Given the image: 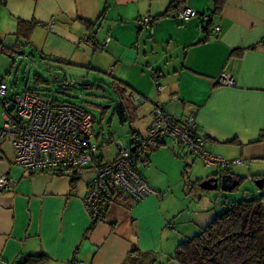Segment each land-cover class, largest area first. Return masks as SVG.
<instances>
[{
  "label": "crops",
  "instance_id": "crops-1",
  "mask_svg": "<svg viewBox=\"0 0 264 264\" xmlns=\"http://www.w3.org/2000/svg\"><path fill=\"white\" fill-rule=\"evenodd\" d=\"M171 1L0 0V42L30 47L45 64L66 69L75 78L65 75V87L78 79L84 81L79 85L114 83L120 98L129 92L142 98L140 106L128 105L130 134L124 147L134 135H144L154 102L161 101L169 115L195 118L210 153L244 163L223 171L168 141L140 167L161 197L133 202L117 192L104 205L103 220L93 225L82 202L91 171L81 170L73 188L68 172H25L14 164L10 146L2 145L0 174L15 186L0 192V264H19L38 254L47 257L46 264H125L134 248L153 264H178L172 258L177 245L196 236L223 211L224 201L232 200L220 190L200 194L193 187L187 194L181 179L185 164H191L192 185L233 174L252 183L249 193L264 188V0H226L218 11L214 0H185L184 6L198 13L185 22L174 13L164 15ZM145 14L158 19L151 29L140 30L137 18ZM201 15L210 19L203 22ZM19 20L27 29L17 33ZM216 26L218 33L212 31ZM205 27L211 34L203 41ZM223 72L234 85L215 83ZM108 107L101 108L100 121ZM98 136L94 131L93 139ZM95 145L104 159L116 156ZM83 174L88 175L84 181ZM254 179L263 180L261 189Z\"/></svg>",
  "mask_w": 264,
  "mask_h": 264
},
{
  "label": "built area",
  "instance_id": "built-area-1",
  "mask_svg": "<svg viewBox=\"0 0 264 264\" xmlns=\"http://www.w3.org/2000/svg\"><path fill=\"white\" fill-rule=\"evenodd\" d=\"M175 16L185 22L197 17L198 13L184 6ZM154 18L150 14L139 16L138 28L151 29ZM209 19V15H201V21ZM50 26L51 23H47L45 27ZM212 31L218 33L220 27L216 26ZM152 76L155 89L160 92L162 88L157 83V76ZM215 83L234 85L232 76L227 72H223ZM141 102L139 97L134 98L136 105ZM0 108V146H10L14 164L25 172L65 173L67 169L92 172L82 200L92 223L103 220V207L117 192L124 193L133 202H141L152 194L161 197L158 191L149 186L138 167L139 161L146 158L149 152L168 141L185 148L205 165L223 171L231 165L244 163L240 158L227 160L210 153L205 147V137L198 132L195 118L191 115L184 118L169 115L161 101L154 102L144 135L134 136L129 148L116 144V156L108 160L103 158L92 140V115L79 105L53 101L33 90L11 92L7 82L0 78ZM14 186L13 181L0 174V192H11ZM226 207H229V203Z\"/></svg>",
  "mask_w": 264,
  "mask_h": 264
},
{
  "label": "trees",
  "instance_id": "trees-1",
  "mask_svg": "<svg viewBox=\"0 0 264 264\" xmlns=\"http://www.w3.org/2000/svg\"><path fill=\"white\" fill-rule=\"evenodd\" d=\"M184 1L185 0H172L164 15L169 16L171 13L176 15V13L184 7ZM225 1L226 0H214L215 10H220ZM154 19L156 21L158 17ZM26 27L27 22L19 20L17 22V33L26 30ZM29 30L28 28V31ZM210 34V28L207 27L205 29L203 41L207 40ZM0 44L1 52L8 53L21 50L22 47L18 46L16 43L12 46L2 45L1 42ZM37 80L47 82L38 75L35 76V82ZM82 86L84 89H87V86L91 87V89L100 88L99 85L96 84H85ZM109 87L112 88L119 100L113 108V115H115L121 123L128 122L130 116L129 106L133 104L135 107H138V105L133 102V93L129 92L127 95L120 98L121 94H119V92L121 88H118V84L116 85L113 83L109 85ZM27 90L32 91L33 89ZM140 99L143 102V99ZM165 146H167V143L159 145L157 149ZM151 152L147 154L146 158L139 161L138 170L140 173V167L147 163ZM190 167L191 164H185L181 172L184 190L187 194H190L193 187H197L200 194L206 193L207 191L199 187L201 181L192 185L188 176ZM80 171V169H67L66 171L70 174L71 186L73 188L79 181ZM238 178L240 186L245 178ZM255 180L257 179H254V181ZM239 186L235 187L233 190H236ZM114 199V197L111 198L107 203L114 201ZM224 203H229V207H225L221 213L217 214L196 236L186 239L177 245L172 257L173 260L178 264H264V188L258 193H248L241 198L232 199L231 201L227 200L224 201ZM92 224L95 225L96 223L94 222ZM148 257L149 255L147 253H140L138 249L134 248L129 252L125 264H138L140 260L144 258L147 259ZM47 261L48 259L46 256L38 254L26 258L19 264H46ZM153 263L154 259L149 257L144 264Z\"/></svg>",
  "mask_w": 264,
  "mask_h": 264
},
{
  "label": "rangeland",
  "instance_id": "rangeland-1",
  "mask_svg": "<svg viewBox=\"0 0 264 264\" xmlns=\"http://www.w3.org/2000/svg\"><path fill=\"white\" fill-rule=\"evenodd\" d=\"M45 63L46 62L41 61L35 51H32V49L27 46L15 52H0V78L7 82L11 92H21L25 90V88L33 89V91L38 92L40 96L47 97L53 101H65L84 107L92 117H94V131L96 133L99 132L98 140L96 141L93 139V142L98 146L104 145V148H106L110 154L116 151V144L121 146L126 144L130 134L128 131V124H120L116 116L111 117L112 110L117 104V95L114 91L108 86L98 82L94 84L99 85L100 88L84 89L82 85L78 84L84 82L81 79L77 80L78 83L77 81H73L74 83L76 82L75 85L72 84L65 87L63 82L64 76L66 75L68 79L75 77L69 74L66 69L57 70ZM36 75L47 82L42 80H37L38 82H35ZM105 106H109L107 108L108 111L100 121L101 108ZM110 118L111 121H109ZM133 125H136L135 122ZM138 128L140 129V127ZM109 138L112 139L111 142H108ZM87 177L88 175L83 174L82 181ZM248 185L249 187H247ZM240 187L241 190L222 192V195H225L229 199H238L243 195H247L249 193L248 190L253 188L252 183L247 179L242 181ZM243 189L247 190L246 193ZM208 192L215 194L219 191L213 190ZM220 200H222V198H220Z\"/></svg>",
  "mask_w": 264,
  "mask_h": 264
},
{
  "label": "water",
  "instance_id": "water-1",
  "mask_svg": "<svg viewBox=\"0 0 264 264\" xmlns=\"http://www.w3.org/2000/svg\"><path fill=\"white\" fill-rule=\"evenodd\" d=\"M239 178L233 174H223L219 177L214 176L202 180L199 183V187L205 191L220 190L223 192H230L235 187L239 186ZM254 184L261 189L263 186V180L257 179L254 181Z\"/></svg>",
  "mask_w": 264,
  "mask_h": 264
}]
</instances>
